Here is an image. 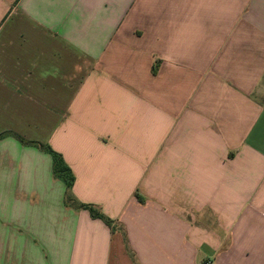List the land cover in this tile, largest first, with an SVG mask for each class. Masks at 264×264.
Segmentation results:
<instances>
[{"label":"crops","instance_id":"1","mask_svg":"<svg viewBox=\"0 0 264 264\" xmlns=\"http://www.w3.org/2000/svg\"><path fill=\"white\" fill-rule=\"evenodd\" d=\"M208 261L264 264V0H0V264Z\"/></svg>","mask_w":264,"mask_h":264},{"label":"trees","instance_id":"2","mask_svg":"<svg viewBox=\"0 0 264 264\" xmlns=\"http://www.w3.org/2000/svg\"><path fill=\"white\" fill-rule=\"evenodd\" d=\"M40 146L44 150H47V151L51 152L52 155H53V172H54L55 176H57L58 178L62 179L65 182V184H66V188H67L66 202L69 205L78 206V207H86V208H88L90 210L91 214L94 217L103 218L104 217L103 214H101L94 207H92L90 205H83V204L77 203L75 201V198L73 197V194H72V187H73V184H74V181H75V176H74V173H73L72 169L65 162L63 156L60 153H58L57 151H54L48 145L40 144ZM109 224H111V222H109Z\"/></svg>","mask_w":264,"mask_h":264},{"label":"built area","instance_id":"3","mask_svg":"<svg viewBox=\"0 0 264 264\" xmlns=\"http://www.w3.org/2000/svg\"><path fill=\"white\" fill-rule=\"evenodd\" d=\"M205 264H211V262H210V261H208V262H206Z\"/></svg>","mask_w":264,"mask_h":264}]
</instances>
